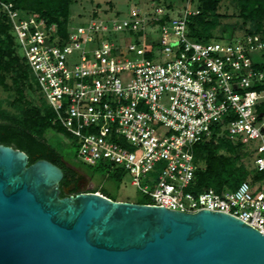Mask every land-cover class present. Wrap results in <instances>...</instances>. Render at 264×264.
I'll use <instances>...</instances> for the list:
<instances>
[{"label":"built area","instance_id":"built-area-1","mask_svg":"<svg viewBox=\"0 0 264 264\" xmlns=\"http://www.w3.org/2000/svg\"><path fill=\"white\" fill-rule=\"evenodd\" d=\"M14 6L0 0L41 98L67 135L57 134L78 160L122 170L150 204L227 213L264 234V71L253 60L264 54L262 35L196 41L188 34L194 11L173 16L158 4L92 17L63 36ZM116 33L132 41H116ZM216 133L243 146L255 174L237 189L195 193L194 146Z\"/></svg>","mask_w":264,"mask_h":264},{"label":"water","instance_id":"water-1","mask_svg":"<svg viewBox=\"0 0 264 264\" xmlns=\"http://www.w3.org/2000/svg\"><path fill=\"white\" fill-rule=\"evenodd\" d=\"M0 144V264H264V234L234 216L61 196L63 170Z\"/></svg>","mask_w":264,"mask_h":264},{"label":"trees","instance_id":"trees-1","mask_svg":"<svg viewBox=\"0 0 264 264\" xmlns=\"http://www.w3.org/2000/svg\"><path fill=\"white\" fill-rule=\"evenodd\" d=\"M12 2L21 12H34L50 24L58 26L60 34L66 36L70 22V4L72 0H2ZM198 11L190 15L188 20L189 36L200 42L213 40V29L217 11L222 0H197ZM239 15L244 25L251 26L244 34H260L264 37V0H236ZM172 8L171 4L166 5ZM264 57V54L262 55ZM254 67L264 71V61H254ZM11 74L8 82L9 75ZM264 88V84L259 85ZM0 89L10 95L15 93L12 101H7L12 109L4 107V100L0 98V144L12 146L24 151L29 157V163L37 160H48L59 166L64 172L61 182V196H67L65 188L72 182L74 173L66 163L65 157L47 139L48 130L55 133H65L63 127L55 122L54 113L41 98L39 90L33 80L32 72L20 55L16 40L11 32V24L6 13L0 8ZM27 90H36L39 94L40 105L33 106L26 99ZM219 131V128H218ZM67 135V134H66ZM195 181L192 191L199 193L205 188L237 189L254 171L244 162L251 160L248 152L241 144L229 140L225 136L214 134L210 139L202 140L194 146ZM98 167L106 170L109 176L121 181L125 173L112 168L110 164L100 163ZM92 192H99L104 196L117 200L101 188H94ZM137 203L150 204L148 196Z\"/></svg>","mask_w":264,"mask_h":264},{"label":"rangeland","instance_id":"rangeland-1","mask_svg":"<svg viewBox=\"0 0 264 264\" xmlns=\"http://www.w3.org/2000/svg\"><path fill=\"white\" fill-rule=\"evenodd\" d=\"M235 1L236 0H222L217 11V16H210L211 19L216 20V27L212 31L213 40L241 37L244 34L243 32L251 26L250 23L244 25V21L239 15V8ZM197 2V0H72V4H70L69 27L73 28L82 25L92 17H127L132 8H139L142 11H145L153 9V7L158 4L164 6L171 4L172 8H169V10H171L173 16L183 15L186 10L197 12ZM114 39L116 41L122 39L126 43L132 41L131 38H127L121 33H116ZM262 55L263 54L254 55L253 60L255 62L264 61ZM10 77L11 74L8 78L9 83H11ZM26 96V99L31 105H40V99H38L39 94L36 90H27ZM0 98L4 100L5 108L12 109L7 101H12V99L15 98L14 92L10 95L5 90L0 89ZM46 137L48 141L64 155L66 163L70 167L84 169L89 173L91 176L88 185L89 189L101 188V190H105V192L116 197L119 201H130L135 203L143 199L145 196H148L131 184V178L129 175H124L122 180L118 181L114 177L109 176L106 170L98 167V164L94 166L83 164L77 159L76 148L66 141L62 135L55 133L53 130H48ZM249 147L247 149L250 150ZM244 162L251 167V160L244 159Z\"/></svg>","mask_w":264,"mask_h":264},{"label":"flooded vegetation","instance_id":"flooded-vegetation-1","mask_svg":"<svg viewBox=\"0 0 264 264\" xmlns=\"http://www.w3.org/2000/svg\"><path fill=\"white\" fill-rule=\"evenodd\" d=\"M74 177L72 182L65 188V192L67 196L76 195L83 191H92V189L88 188V185L91 180V176L87 171L80 168L71 167Z\"/></svg>","mask_w":264,"mask_h":264}]
</instances>
